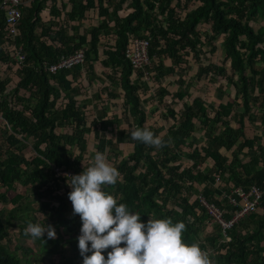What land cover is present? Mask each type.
Instances as JSON below:
<instances>
[{"label": "trees", "instance_id": "obj_1", "mask_svg": "<svg viewBox=\"0 0 264 264\" xmlns=\"http://www.w3.org/2000/svg\"><path fill=\"white\" fill-rule=\"evenodd\" d=\"M48 1L54 20L46 23L41 12ZM69 2L72 7L66 11V5L58 7L57 0L32 1L23 9L19 33L14 37L6 29V11L0 8V63L17 64L15 48L25 55L17 67L20 79L16 85L11 86V78L0 77V203L12 207L0 208V264H39L43 261L39 258L47 257L51 258L49 264H82L77 241L81 221L72 211L68 198L71 189L60 191L68 176L57 173L69 171L75 175L87 168L83 154L92 132L97 151L106 153L108 147L114 150L124 142L133 144L131 153L113 162L120 176L106 190L140 213L142 220L151 216L182 221L185 240L199 242L212 264H264V0ZM125 6L131 11L121 16L119 11ZM92 9H98L100 22L81 32L86 13ZM63 11L66 16L62 23ZM205 23L209 28L204 30ZM103 36L115 40L104 49L105 58L100 62L112 69L104 74L109 84L124 91V118L129 129L119 127L122 118L109 117L106 106L97 109L90 125L87 100L77 98L82 92L74 82L84 68L90 83L94 79L106 81L94 69L100 60ZM132 36L150 39L149 81L142 79L143 71L135 73L126 58ZM220 37L223 60L203 63L202 55L214 54ZM80 48L86 52L84 64L57 73L46 68ZM195 65L198 69L193 78L209 82L223 78L227 82L221 86L226 90L232 86L235 96L217 106L196 96L177 111L173 104L192 95L193 80L188 72ZM170 76H177L175 91L162 81ZM109 84L105 87L107 95L120 97L122 93ZM147 92L150 99L165 105L163 116L175 121L163 135V127L147 125L149 115L143 108L149 101L143 97ZM60 99L66 101L59 104ZM247 121L261 128V135L249 137ZM115 126L116 138L106 137L105 133ZM137 127H147L159 135L162 145L133 140L130 133ZM66 128L71 132L57 131ZM198 130H203L206 137L203 145L194 141ZM222 148L231 151V156ZM28 150L34 152L33 156L26 155ZM252 185L263 191L261 211L249 213L227 230L201 200L204 197L225 210L223 218L231 220L238 207L230 204L226 194L234 187L248 189ZM18 186L23 190L10 195L9 191L18 190ZM30 196L37 197L33 205L28 201ZM28 208L30 211L25 212ZM39 212L42 220L36 215ZM48 220L60 228L58 236L45 241L34 239L36 252L29 247L21 255L19 245L11 248L12 227L31 238L25 234L28 223L45 225Z\"/></svg>", "mask_w": 264, "mask_h": 264}, {"label": "clouds", "instance_id": "obj_2", "mask_svg": "<svg viewBox=\"0 0 264 264\" xmlns=\"http://www.w3.org/2000/svg\"><path fill=\"white\" fill-rule=\"evenodd\" d=\"M130 135L146 145L163 143L147 127H137ZM119 176L106 153L96 151L89 167L67 177L72 211L81 221L77 241L82 264H212L199 242L185 240L186 226L182 221L151 216L144 221L140 213L107 191V186L115 184ZM25 234L44 241L45 234L56 237L52 225L38 222H29Z\"/></svg>", "mask_w": 264, "mask_h": 264}, {"label": "rangeland", "instance_id": "obj_3", "mask_svg": "<svg viewBox=\"0 0 264 264\" xmlns=\"http://www.w3.org/2000/svg\"><path fill=\"white\" fill-rule=\"evenodd\" d=\"M130 11H131V9L125 6L123 9H121L120 12L123 15V14L130 12ZM208 28H209V24H207V23L203 24L204 30L208 29ZM222 40H223L222 37L217 39L216 45H217L218 49L214 52V54L207 52L205 55H202V62L203 63L207 64L210 61L220 63L223 60ZM104 41H106V44H107L109 41H113V37H111L110 39L105 38ZM204 49L206 51H209V46H205ZM229 63L230 62L228 61L227 65H229ZM197 69H198V65H195L193 70L188 72V78L190 77V79L193 80V86L190 89L192 95H191V97L185 98L181 102L173 104V107L177 111L182 109L183 103L185 101H191V99L193 97H196V96H201L202 98L205 99V101L208 104H214L216 106L218 103L227 102L230 98L235 96V89L232 86H230L228 88V90L224 89L225 87L223 88V86H221V84L227 82L223 78H220L219 81H217V82H209V80L205 79V78H203L201 80L193 78L192 76L196 73ZM108 71L111 72L112 69H108ZM100 73L103 74V72H100ZM176 78H177V76H170V77L163 78V81H164L163 83H165V85L170 89V91H174L177 88V86L176 87L174 86ZM101 85H103V84H98V85L94 86V88L93 87L90 88V91L88 94L93 95L95 93V91L102 89L103 86H101ZM115 89H117L116 91H118L122 94L124 93V91L121 90L120 87L115 88ZM154 89H155V85L150 90V92L151 91L153 92ZM150 92H147L146 95L143 96L144 98H147V100H149L148 102H145V104H143V108L149 114V119H148L147 124L153 125L156 127H163L164 130L161 133V135H163L164 133L167 132V130L169 128H171L174 125L175 121L172 118H166L165 116H163L162 113H164L165 109H166L165 105H159L158 101L155 98L150 99L149 98L151 95ZM85 96H86V94H84V96H82L81 98H84ZM93 101H94L93 103H91L92 100L89 104L87 103L88 107L86 108V113L88 116L87 118H88V122L90 125H91L92 120L95 117V113H97V109L99 107H101L102 105H105L106 107H108L110 116L118 115L119 117L122 118V122L119 123L120 124L119 127H122V128L125 127L127 129H129L130 126L128 124V121L125 120V118H124L125 106H124L123 97L117 98V99L109 98V96L106 94V92L101 90L100 98H98V99L94 98ZM169 102H171V99H169ZM210 110H211V108H210ZM233 124H234V122H233ZM60 130L61 129H57L58 132H71L70 128H66L65 131H63L64 129H62V131H60ZM202 131L203 130H198L194 134V137L196 139L194 141L195 142L197 141V143H199V145L205 144V141H206V137L204 135V132H202ZM247 131H249L250 137H253L255 135L254 131H256V133L259 135H261V133H262L261 128H259L256 124H250L248 121H247ZM117 133H118V129L115 126L109 132H106L105 135L108 138L114 137V139H115ZM96 143H97V141L95 140V134H94V132H92L91 135L89 136V142H88L86 149H85V152L83 154V156H84L83 165L84 166L89 167L93 163L94 154L97 151ZM114 148L115 149L113 150L111 147H108V149L106 151V155L112 164L115 160H121L123 157H126L129 153H131L133 151V144L130 142H124V143L117 145ZM185 149L189 150V146L186 147ZM245 151H248V149H246ZM222 152L228 156H231V151H228V150L222 148ZM114 153H116L117 156L116 155L113 156ZM33 154H34V152L32 150H28L26 153V155L28 157L33 156ZM183 160L185 162L189 161L187 158H184ZM207 163H211V161H208ZM57 175H60L62 177H67L69 175H74V174L69 172V171H59L57 173ZM66 181L63 184L64 187L60 189L61 192H64L65 189H70V187L68 186ZM19 190H23V188L19 187L18 190H11V191H9V193H10V195L13 196L16 193V191H19ZM33 198H34L33 196H30V199L28 200V201H31L32 205L35 203V201H37V197H35L34 201H32ZM43 199H46V198H43ZM0 208H6L7 210H10L12 207L10 204L0 203ZM27 211H30V209L28 208L25 210V212H27ZM259 211H261L260 208H259L258 212ZM36 215L38 216V219H40V220H42L44 218L43 214L40 212ZM46 223L52 225L55 228L56 236H58L60 233V228L58 226H56V224L52 220H48ZM46 223H45V225H46ZM10 232H11V237L13 239V244L11 246V248L13 250L16 249V245H19L20 246L19 252L21 255H23L25 253V251H27V249H29V247H32L33 249H35L34 252L37 251V243L35 242V240L33 238L21 236L20 235V229L18 227H12ZM64 232L67 233V231L65 229H64ZM45 238H47L46 234H45L44 239ZM36 256H37L36 254H32V258L34 260L37 259ZM50 259L51 258H49V257H47V259L46 258H39L38 260H43L42 262L39 261V264H49Z\"/></svg>", "mask_w": 264, "mask_h": 264}, {"label": "built area", "instance_id": "obj_4", "mask_svg": "<svg viewBox=\"0 0 264 264\" xmlns=\"http://www.w3.org/2000/svg\"><path fill=\"white\" fill-rule=\"evenodd\" d=\"M30 3L34 0H28ZM25 0H1L0 8L6 11V29L11 36H16L19 33V24L22 17V5ZM150 39L148 37L132 36L126 48V58L130 61L135 73L143 71V80L149 81L152 75L147 69L152 65L150 57ZM86 52L84 48L75 50L69 55L61 56L56 62L46 66L50 73H57L60 70L72 69L85 62ZM15 59L18 63H23L25 55L21 49L15 48ZM230 204L237 206L233 218L225 220L221 210L214 204L208 203L204 197H201L202 202L207 207L211 215L219 221L224 230L231 228L234 223L242 219L249 213L258 211L262 198L263 191L258 185H252L250 188L234 187L230 194H226Z\"/></svg>", "mask_w": 264, "mask_h": 264}, {"label": "crops", "instance_id": "obj_5", "mask_svg": "<svg viewBox=\"0 0 264 264\" xmlns=\"http://www.w3.org/2000/svg\"><path fill=\"white\" fill-rule=\"evenodd\" d=\"M31 3L28 1V0H25V3L22 5V10L25 8V7H27L28 5H30ZM57 5H58V7H63V6H65L66 5V11H68V10H70L71 9V3L69 2V0H57ZM50 9H51V1H48L47 2V4H46V7L44 8V10L41 12V17H42V19H43V21L44 22H46V23H49L50 22V20H54V16H52L51 15V13H50ZM121 11V10H120ZM119 11V12H120ZM129 13V12H128ZM128 13H126V14H128ZM120 14H121V12H120ZM126 14H121V16H125ZM65 16H66V14H65V11H63V13H62V15H61V18H62V23L63 22H65L64 21V19H65ZM83 22H84V27H82L81 28V32L84 30V28H89V27H91V26H93V25H97V24H99V22H100V18H99V13H98V9H92V10H90V11H88L87 13H86V18L83 20ZM57 26H54V28H56ZM56 29H59V28H56ZM69 32H70V34H72V30L70 29L69 30ZM45 38H47V37H45ZM106 38V36H103L102 37V40H101V45H100V60L99 61H97V62H95V64H94V69H95V71H96V73L98 74V75H103V74H105V73H109L110 71H108V68L107 67H105L100 61H101V59H103V58H105V54H104V49L107 47V46H110V45H114V43H115V40L113 39V41H109L107 44H106V41H104V39ZM112 40V39H111ZM17 64H6V63H0V77H2V78H6V77H9V78H11V85L12 86H14V85H16V83L19 81V77H18V75H17V67H18V65H20V63H18V62H16ZM84 64V63H83ZM100 72H103V74L102 73H100ZM102 77H104V79L106 80V81H103V80H93V81H91V83L89 82V80H88V78H87V71H86V69L84 68V70H83V73H82V75L74 82V85H79L80 87H81V92H82V94L81 95H79V96H77V98L80 100V101H82V100H87L86 102L89 104L90 102H91V100H92V102L91 103H93L94 101H93V99L95 98V99H98V98H100V94H101V90H103V91H105L106 92V94H107V89L105 88L106 87V85L108 86V84L110 83V81L106 78V76H102ZM69 78L70 79H72V76L70 75L69 76ZM162 81H163V79H162ZM164 82V81H163ZM98 84H103V85H101V86H103L102 87V89H99L98 91H95V93L92 95H90V94H88L89 93V91H90V88H94V86H96V85H98ZM165 84V83H164ZM110 85V84H109ZM174 86L176 87L177 86V88H178V85L175 83L174 84ZM110 88L112 89V88H114L113 86H111L110 85ZM119 88V87H118ZM121 88V87H120ZM177 88L175 89V90H177ZM115 89V88H114ZM121 90H123L122 88H121ZM174 90V91H175ZM84 94H86V96L84 97V98H81L82 96H84ZM122 97H123V94L121 95ZM118 97V98H122V97ZM94 97V98H93ZM110 98V97H109ZM112 98V97H111ZM113 99H117V98H113ZM90 100V101H89ZM123 100H124V97H123ZM63 101H66V99H60L59 100V104L61 103V102H63ZM148 102V101H147ZM145 104V103H144ZM102 106H105V105H102ZM101 106V107H102ZM88 107V106H87ZM101 107H99V108H101ZM109 113V112H108ZM96 114L97 113H95V117H96ZM149 115V114H148ZM88 117V116H87ZM94 117V118H95ZM109 117H112V116H110L109 115ZM148 119H149V116H148ZM93 121V120H92ZM147 123H148V120H147ZM148 125V124H147ZM123 128H125V127H123ZM254 133L255 134H257L256 133V131H254ZM247 135L250 137V134H249V131H248V133H247ZM225 149V148H224ZM221 151H222V149H221ZM208 162V161H207ZM212 163V162H211ZM211 163H206V164H208V165H211Z\"/></svg>", "mask_w": 264, "mask_h": 264}]
</instances>
